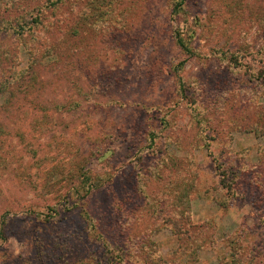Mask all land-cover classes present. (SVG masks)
Masks as SVG:
<instances>
[{
    "label": "rangeland",
    "instance_id": "obj_1",
    "mask_svg": "<svg viewBox=\"0 0 264 264\" xmlns=\"http://www.w3.org/2000/svg\"><path fill=\"white\" fill-rule=\"evenodd\" d=\"M0 264H264V0H0Z\"/></svg>",
    "mask_w": 264,
    "mask_h": 264
}]
</instances>
